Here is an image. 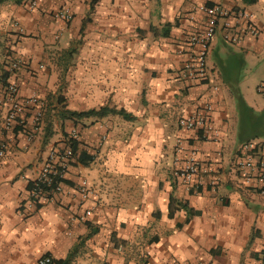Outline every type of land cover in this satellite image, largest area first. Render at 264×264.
Instances as JSON below:
<instances>
[{"label":"crops","instance_id":"1","mask_svg":"<svg viewBox=\"0 0 264 264\" xmlns=\"http://www.w3.org/2000/svg\"><path fill=\"white\" fill-rule=\"evenodd\" d=\"M36 1L30 10L28 0H0V123L10 106L2 77L14 61L21 67L8 81L23 105L12 129L0 132V264H37L45 255L68 264H262L264 196L233 160L241 142L264 137V100L242 77L259 70L255 83L264 80V0ZM201 4L248 11L259 31L253 36L231 17L217 21L206 63L218 85V141L177 125L209 91V82L178 76V48H187L193 28L187 17L199 27ZM65 7L72 19L56 20ZM33 96L46 100L37 125V105L24 103ZM102 106L128 117L74 121L56 111ZM67 136L79 148L60 192L32 202L28 183ZM178 137L211 169L192 191L171 173Z\"/></svg>","mask_w":264,"mask_h":264},{"label":"built area","instance_id":"2","mask_svg":"<svg viewBox=\"0 0 264 264\" xmlns=\"http://www.w3.org/2000/svg\"><path fill=\"white\" fill-rule=\"evenodd\" d=\"M37 6L36 0H28L27 7L32 10ZM198 10L203 14L200 26L195 27V18L193 14L188 15L187 19L193 27L188 37L187 48L179 47L178 53L184 55V60L178 76L184 81L191 83L209 82V91L203 95L202 103L192 113L180 115L177 125L180 129L192 133V136L204 141H218L220 131L216 127L213 118V93L218 90V85L209 79V70L206 59L210 51V44L214 37L216 24L221 17H231L235 21L243 22V28L253 36L259 33L253 25V14L239 9L227 10L219 4H201ZM53 17L59 21H69L72 19V12L69 8H61L53 12ZM230 27V23H226ZM226 39L238 41L237 35L228 34ZM21 67L20 61H14L11 64L10 71ZM256 92L264 100V80L259 82L255 87ZM6 96L10 102L9 109L0 123V132L12 129L16 119L22 111V103L17 98V85L15 82H9L5 88ZM24 103L37 105L42 108L44 103L33 96ZM41 110H38L33 116V120L38 121L41 117ZM6 148V142H0V156ZM71 152L67 148L62 153L57 149H51L48 157L43 162L36 176L35 183L31 190L28 191L29 199L34 203H42L53 197L61 190L60 181L56 178L63 177L68 166ZM233 167L236 172L246 181L255 180L258 184L259 195L264 196V137L254 138L241 142L234 155ZM211 169L202 165L197 157L196 151L188 148L184 138L178 137L175 140L172 170L173 177L180 181L187 190L197 189L200 185L202 176L210 172ZM82 196L86 197V191H82ZM85 216L90 214L86 209ZM37 264H52V257L45 255L39 257Z\"/></svg>","mask_w":264,"mask_h":264},{"label":"trees","instance_id":"3","mask_svg":"<svg viewBox=\"0 0 264 264\" xmlns=\"http://www.w3.org/2000/svg\"><path fill=\"white\" fill-rule=\"evenodd\" d=\"M247 3H254L256 2V0H245ZM10 71V70H9ZM9 71H5V73L3 74V77H2V82H3V85L4 87L6 88V86L9 84V81H8V78L10 76V72ZM6 92V91H5ZM56 111L58 112V116L61 118V119H70V120H76V119H80L82 117H90V116H94V117H98V118H101V117H104V116H107V115H116V114H119L121 116H123L124 118L128 117V115L126 114V111L124 109H116L114 107H108V106H102L98 109H95V108H91V109H87V110H70V109H66L64 107L60 108V109H57L56 108ZM14 131L16 130V128L13 129ZM69 149L70 152H71V155H70V158L74 157V154L76 152V150L79 148V141L74 138L73 136H67V139H66V146L65 147H61V148H57V150L62 153L65 149ZM70 162V161H69ZM68 162V163H69ZM56 181H60V182H63L64 181V178L63 177H58L56 178ZM35 183V180H32L28 183V188L29 190L32 189L33 185ZM192 191V190H190ZM69 258H66V259H53L52 258V264H68L69 263ZM262 264H264V258H263V261H262Z\"/></svg>","mask_w":264,"mask_h":264},{"label":"rangeland","instance_id":"4","mask_svg":"<svg viewBox=\"0 0 264 264\" xmlns=\"http://www.w3.org/2000/svg\"><path fill=\"white\" fill-rule=\"evenodd\" d=\"M258 72H259V70H257V71H253V72H248L247 73V75H243L242 77L244 78V85L245 86H249V88H252V89H254V87L260 82H257V83H255L256 82V80L258 79ZM254 91L256 92V90L254 89ZM256 94L259 96V94L256 92ZM260 97V96H259ZM37 99L38 100H42V101H44V103H45V101L46 100H43L42 98H39V97H37ZM45 106V105H44ZM38 110H41V112H42V114H41V117H40V119L38 120V121H33V124H35V125H37V123H39L40 121H41V119H42V117H43V111H42V108H37V107H35V113L38 111ZM35 115V114H34Z\"/></svg>","mask_w":264,"mask_h":264}]
</instances>
